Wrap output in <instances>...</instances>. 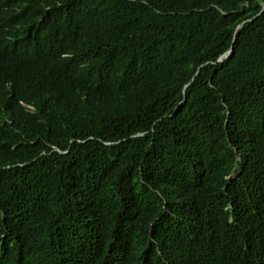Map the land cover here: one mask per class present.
I'll use <instances>...</instances> for the list:
<instances>
[{
  "label": "trees",
  "instance_id": "1",
  "mask_svg": "<svg viewBox=\"0 0 264 264\" xmlns=\"http://www.w3.org/2000/svg\"><path fill=\"white\" fill-rule=\"evenodd\" d=\"M263 3L0 0V264H264Z\"/></svg>",
  "mask_w": 264,
  "mask_h": 264
},
{
  "label": "water",
  "instance_id": "2",
  "mask_svg": "<svg viewBox=\"0 0 264 264\" xmlns=\"http://www.w3.org/2000/svg\"><path fill=\"white\" fill-rule=\"evenodd\" d=\"M263 6H264V3H263ZM230 50H231V47H229V48L226 50L224 56L227 55V54L229 53ZM218 58H220V56H219Z\"/></svg>",
  "mask_w": 264,
  "mask_h": 264
}]
</instances>
